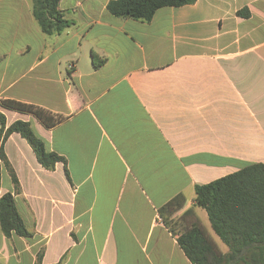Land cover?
<instances>
[{
  "label": "crops",
  "instance_id": "crops-1",
  "mask_svg": "<svg viewBox=\"0 0 264 264\" xmlns=\"http://www.w3.org/2000/svg\"><path fill=\"white\" fill-rule=\"evenodd\" d=\"M109 1L61 0L72 24L49 36L32 0H0V101L65 118L47 129L0 105L5 129L28 122L69 176L6 138L19 189L2 166L0 197L12 194L32 236L0 231V264L41 250V264H191L158 215L177 196L174 217L197 219L224 253L194 188L264 164V0H196L148 23L112 17Z\"/></svg>",
  "mask_w": 264,
  "mask_h": 264
},
{
  "label": "trees",
  "instance_id": "trees-1",
  "mask_svg": "<svg viewBox=\"0 0 264 264\" xmlns=\"http://www.w3.org/2000/svg\"><path fill=\"white\" fill-rule=\"evenodd\" d=\"M60 1L32 0L31 13L42 34H60L72 24L59 10ZM195 1L110 0L106 4V11L118 19L148 23L161 8L181 7ZM238 14L242 15L241 12ZM91 62L93 68L97 69L105 61L92 53ZM0 105L5 109L33 116L47 129L65 120L63 116L33 104L4 99L0 101ZM12 133L18 134L27 142L43 169L53 171L55 165L61 163L65 176L69 177L66 159L46 150L43 140L28 122L18 120L5 129V119L0 114V173L3 166L14 191H18L19 183L2 147ZM194 191L195 206L205 210L210 227L226 247V252L219 250L197 219L186 226L183 221L174 217L173 211L179 208L182 196H177L158 208L162 223L191 264H264V164L248 165L206 185L195 186ZM0 231L5 237H9L11 233L24 238L32 236L26 229L10 192L0 197ZM42 253L41 250L36 254L34 264H41Z\"/></svg>",
  "mask_w": 264,
  "mask_h": 264
}]
</instances>
